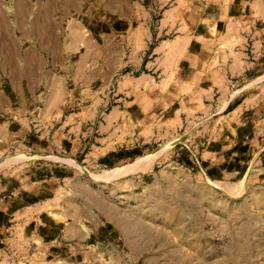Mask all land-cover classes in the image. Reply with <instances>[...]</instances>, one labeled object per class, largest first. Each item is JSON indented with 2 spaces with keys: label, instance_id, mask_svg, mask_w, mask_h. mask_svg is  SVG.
Returning a JSON list of instances; mask_svg holds the SVG:
<instances>
[{
  "label": "crops",
  "instance_id": "obj_1",
  "mask_svg": "<svg viewBox=\"0 0 264 264\" xmlns=\"http://www.w3.org/2000/svg\"><path fill=\"white\" fill-rule=\"evenodd\" d=\"M160 1L153 26L150 0H0V160L16 150L110 169L134 162L264 57L263 2ZM215 156L203 155L217 166ZM22 169L0 174V229H31L50 249L66 229L56 217L70 212L73 175Z\"/></svg>",
  "mask_w": 264,
  "mask_h": 264
},
{
  "label": "rangeland",
  "instance_id": "obj_2",
  "mask_svg": "<svg viewBox=\"0 0 264 264\" xmlns=\"http://www.w3.org/2000/svg\"><path fill=\"white\" fill-rule=\"evenodd\" d=\"M151 1L156 2L155 26L163 2ZM142 72L148 73L140 69L132 74ZM262 76L264 57H259L244 81L236 80L228 92L207 102V113L184 117L162 138L149 140L134 162L120 167H97L78 158L79 164L73 161L77 168L52 158L15 157L16 150H11L0 168L31 160L1 168L0 174L21 167L26 168L21 174L43 175L49 168L64 167L73 175L66 186L71 204L70 212L56 217L66 229L50 249L36 241L31 229H0V264H264ZM2 87L7 93L8 87ZM67 88L75 93L90 89L75 84ZM108 91L113 92L112 85ZM205 152L216 153L212 162L217 166L205 161ZM107 175L113 178L105 180Z\"/></svg>",
  "mask_w": 264,
  "mask_h": 264
},
{
  "label": "bare ground",
  "instance_id": "obj_3",
  "mask_svg": "<svg viewBox=\"0 0 264 264\" xmlns=\"http://www.w3.org/2000/svg\"><path fill=\"white\" fill-rule=\"evenodd\" d=\"M233 96H235V95H232V97ZM160 148V147H159ZM158 148V149H159ZM32 157V158H52V159H56V160H60V161H63V162H65V163H68V164H70V165H73V166H76L77 167V165L73 162V161H70L69 159H63V158H60V157H52L51 155H39V154H31V155H27L26 156V154L25 155H23V157ZM12 160V159H11ZM11 160H9L10 162H11ZM149 160V159H148ZM148 162V161H147ZM143 163V162H142ZM142 163H139V162H137V164H142ZM77 168H79V167H77ZM140 168V167H139ZM120 172H125L124 170H122V171H120ZM119 174V173H118ZM90 177H91V175H90ZM92 178H94L95 180L97 179L96 177H92ZM105 178V180H109V179H111V178H113L112 176H109V175H107V176H105L104 177ZM236 191V190H235Z\"/></svg>",
  "mask_w": 264,
  "mask_h": 264
},
{
  "label": "water",
  "instance_id": "obj_4",
  "mask_svg": "<svg viewBox=\"0 0 264 264\" xmlns=\"http://www.w3.org/2000/svg\"><path fill=\"white\" fill-rule=\"evenodd\" d=\"M2 162H3V161H2V160H0V164H1ZM84 175H85V176H87L88 174L84 172Z\"/></svg>",
  "mask_w": 264,
  "mask_h": 264
}]
</instances>
